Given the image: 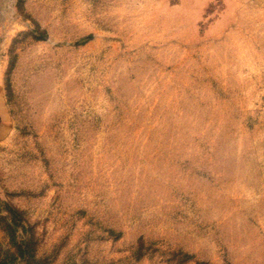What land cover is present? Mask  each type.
Returning a JSON list of instances; mask_svg holds the SVG:
<instances>
[{
	"label": "rangeland",
	"instance_id": "1",
	"mask_svg": "<svg viewBox=\"0 0 264 264\" xmlns=\"http://www.w3.org/2000/svg\"><path fill=\"white\" fill-rule=\"evenodd\" d=\"M0 264H264V0H0Z\"/></svg>",
	"mask_w": 264,
	"mask_h": 264
}]
</instances>
